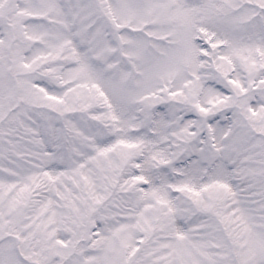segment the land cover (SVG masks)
Listing matches in <instances>:
<instances>
[{
	"label": "snow or ice",
	"instance_id": "obj_1",
	"mask_svg": "<svg viewBox=\"0 0 264 264\" xmlns=\"http://www.w3.org/2000/svg\"><path fill=\"white\" fill-rule=\"evenodd\" d=\"M0 264H264V0H0Z\"/></svg>",
	"mask_w": 264,
	"mask_h": 264
}]
</instances>
